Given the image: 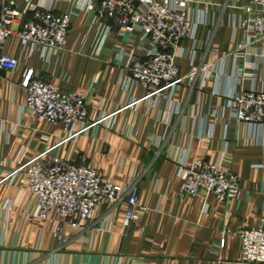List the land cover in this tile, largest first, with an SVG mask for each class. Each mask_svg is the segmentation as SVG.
Segmentation results:
<instances>
[{"label":"crops","instance_id":"obj_1","mask_svg":"<svg viewBox=\"0 0 264 264\" xmlns=\"http://www.w3.org/2000/svg\"><path fill=\"white\" fill-rule=\"evenodd\" d=\"M246 3H189L194 29L178 49L186 83L166 96L149 95L130 79V58L150 48L144 33L102 22L91 0H17L20 11L52 5L72 13V22L60 49H26L16 34L4 46L18 64L0 70V264H253L242 261L238 235L264 225V127L239 121L228 107L235 92L264 90V47L240 49ZM31 16L18 19L15 31ZM241 67L247 75L238 77ZM30 69L82 92L87 123L71 132L38 119L22 86ZM39 156L88 164L132 188L143 207L138 219L124 224L125 197L101 205L83 227L64 225L59 236L55 213L37 216L26 176ZM197 159L231 167L240 192L228 203L185 194L180 165Z\"/></svg>","mask_w":264,"mask_h":264},{"label":"built area","instance_id":"obj_2","mask_svg":"<svg viewBox=\"0 0 264 264\" xmlns=\"http://www.w3.org/2000/svg\"><path fill=\"white\" fill-rule=\"evenodd\" d=\"M31 1V0H28ZM99 20L117 22L124 31L144 33L150 48L139 57L130 58L127 69L131 81L149 91V95H173L186 83L179 60L181 43L193 33L189 3L193 0H91ZM17 0H0V70H14L18 60L4 51L7 40L17 35L24 48L56 50L65 41L72 22V13L57 11L52 5L32 4L25 11L16 9ZM243 10L241 27L246 46L264 47V0H249ZM32 13L24 25L15 31L14 25L23 15ZM208 14V10H204ZM240 54V51H239ZM199 69L195 68L197 72ZM238 77L247 75L238 68ZM193 78L189 79L191 83ZM26 92V107L40 120L63 123L72 129L87 123L89 105L79 91H67L34 75L30 69L22 80ZM228 107L236 119L250 126L264 127V90H241L229 96ZM180 109V106L178 107ZM181 189L189 196L202 192L228 203L240 192L238 175L228 165L204 160L184 161L180 165ZM30 191L37 201V216L58 217L56 232L63 226L80 228L94 217L103 204L114 205L126 197L124 224L138 219L136 192L106 179L85 163H72L54 157L39 156L28 164L26 171ZM242 261L264 264V225L239 232ZM223 244V243H222ZM225 244V241H224Z\"/></svg>","mask_w":264,"mask_h":264}]
</instances>
